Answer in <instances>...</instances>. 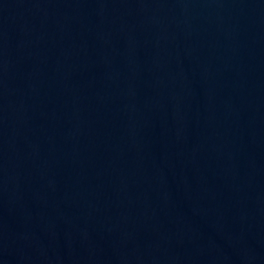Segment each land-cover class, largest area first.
Here are the masks:
<instances>
[{"label":"water","instance_id":"obj_1","mask_svg":"<svg viewBox=\"0 0 264 264\" xmlns=\"http://www.w3.org/2000/svg\"><path fill=\"white\" fill-rule=\"evenodd\" d=\"M0 264H264V0H0Z\"/></svg>","mask_w":264,"mask_h":264}]
</instances>
